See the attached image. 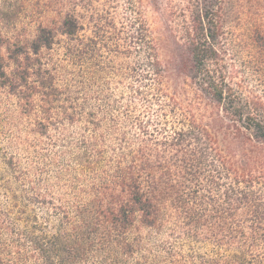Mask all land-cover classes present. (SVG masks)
Wrapping results in <instances>:
<instances>
[{"label":"trees","instance_id":"1","mask_svg":"<svg viewBox=\"0 0 264 264\" xmlns=\"http://www.w3.org/2000/svg\"><path fill=\"white\" fill-rule=\"evenodd\" d=\"M40 2L56 18L41 21L17 53L11 91L29 116L38 115V135L60 122L80 126L62 157L80 171L57 176L71 178V201L53 186L28 195L44 219L28 215L0 264H264V102L236 93L226 66V28L242 27L255 52L252 68L264 73V0H181V31L165 18L166 62L138 17L126 40L145 60L133 71L146 70L147 81L177 72L195 89L193 104L177 102L176 89L156 116L135 113L136 97L149 98L142 89L120 114L106 98L89 106L81 87L58 85L56 48L81 68L123 33L93 0ZM0 228L9 232L2 217Z\"/></svg>","mask_w":264,"mask_h":264},{"label":"rangeland","instance_id":"2","mask_svg":"<svg viewBox=\"0 0 264 264\" xmlns=\"http://www.w3.org/2000/svg\"><path fill=\"white\" fill-rule=\"evenodd\" d=\"M40 1L0 0V67L3 71L0 73V218L7 231L9 228V232L0 228L2 255H8L7 247L11 250L12 243L24 233L29 214H38L40 221L44 219L42 210L29 203L28 195L33 194L34 189L53 186L58 197L71 196L68 198L71 201V178L62 176L59 181L57 176L66 173L67 167L73 173L80 171L74 162L62 160L65 155H70L71 144L80 138V126L60 122L58 126H52L49 135H38L34 130L38 115L29 116L11 91L10 77L16 68L14 59L17 53L35 37L41 21L56 18L51 10H44ZM93 6L99 12L109 11L117 30L123 33L122 38H110L107 41L110 50L101 47L97 60L88 61L81 68L63 60L62 52L56 48L52 52V64L58 65V85H71L73 91L81 87L80 98L88 99L89 106L96 104V97L106 98L120 114L127 109L135 89H142L149 96L148 99L137 96L134 100L132 107L138 114L149 110L156 116L159 114L158 105L167 104L176 89L181 94L175 98L182 106L194 103L195 89L177 72L171 73L170 79L164 81L154 77L147 81L143 79L146 70L140 67L138 74L133 71L132 67L145 60V54L138 53L126 40L128 35H134L132 27L140 16L147 26L148 38L160 45L162 61H168L171 44H165L162 37V33H166L165 18L172 16V28L181 31L184 25L180 14L184 6L181 0H93ZM226 29V66L230 83L236 93L254 96L264 102V73L258 74L252 68L255 52L244 43L243 28L228 26ZM130 46L132 52L126 54ZM34 111L37 112L38 107ZM54 117L57 116H52L56 120ZM82 183H75V186Z\"/></svg>","mask_w":264,"mask_h":264}]
</instances>
